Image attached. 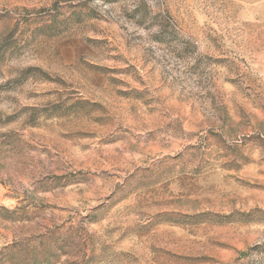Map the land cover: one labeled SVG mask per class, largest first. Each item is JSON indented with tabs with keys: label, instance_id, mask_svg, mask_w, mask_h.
Masks as SVG:
<instances>
[{
	"label": "rangeland",
	"instance_id": "rangeland-1",
	"mask_svg": "<svg viewBox=\"0 0 264 264\" xmlns=\"http://www.w3.org/2000/svg\"><path fill=\"white\" fill-rule=\"evenodd\" d=\"M0 264H264V0H0Z\"/></svg>",
	"mask_w": 264,
	"mask_h": 264
}]
</instances>
